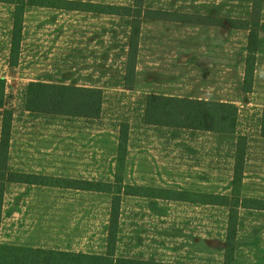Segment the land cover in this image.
Returning <instances> with one entry per match:
<instances>
[{"label":"rangeland","instance_id":"1","mask_svg":"<svg viewBox=\"0 0 264 264\" xmlns=\"http://www.w3.org/2000/svg\"><path fill=\"white\" fill-rule=\"evenodd\" d=\"M50 1L37 0L36 3ZM62 1L82 4L75 5L81 10L29 6L26 4L30 3V0H23L25 3L21 39L23 45L19 62L13 68L8 65V51L15 4L0 2V79L5 81L3 108L12 112L8 148L10 152L8 155L7 151L6 157L0 159V183H5L10 175H23L19 173L25 174V171L30 169L35 170L26 174L62 180L103 181L104 183L100 184L111 185H115L120 175L123 186L121 189L126 187L141 188L144 191L158 189L166 192L167 196H173L178 191H191L185 187L197 182L199 172L210 168L213 172L206 175L204 179L206 184L215 185L226 181V175L214 171L217 168L221 171L231 170L236 148L234 142L239 138H245L247 142L249 137L259 132L263 109L248 106L247 94L239 95L238 104H235L238 120L234 133L222 134L225 138L213 137L209 143L205 141L204 147L196 150L191 149L192 144L181 143V136H176L173 131L177 129L145 125L144 98L148 95L130 90L126 87L125 80L127 63L131 56L128 42L132 19L82 9L83 4H93L134 10V0ZM140 6L141 12L159 11L187 18L186 22L181 23L142 19L137 39V53L140 52V44L142 56H155L156 59L157 56H233L232 61H224L223 64L233 66L237 64L241 69L247 56L249 36V32L242 28H248V25L257 32L256 56H264V0H142ZM186 38L190 44L189 55L186 51L188 45ZM164 64L167 66L168 63L161 62L160 68L155 72L172 73L171 65L167 68ZM201 69L197 68L199 72ZM32 82L100 88L103 99L101 114L97 119L56 115L35 118L36 114L25 110L26 87ZM175 93L177 92L166 95ZM2 114L3 111L0 110V128ZM121 124L128 126V143L123 170L119 173L117 145ZM204 136L200 135V140L204 141ZM244 160L243 184L247 182L246 166L254 168L246 162V152ZM192 167L196 168L189 171ZM142 183H148L150 187L140 186ZM52 184L61 183L54 180ZM4 185L2 188L6 202L11 193L27 190L16 185L11 187ZM243 189L246 188L243 186ZM38 190L41 195L44 194L48 198L46 210L49 215L48 225L54 221L56 207L54 203L61 197L66 211L68 207H72L71 211L74 209L77 212L81 206L92 205L94 209L92 211L89 209L88 212L89 214L94 212L96 215L95 230H104L106 200L108 198L112 200L109 193H76L61 190L60 187ZM25 193L29 194L28 191ZM123 193L122 190L121 194ZM74 197L79 199L76 205ZM241 197L248 200L242 195ZM261 198L264 196L261 195ZM255 201L264 202L262 199ZM167 203L162 202V205L158 206V211L160 208L165 209ZM175 204L183 206L176 202ZM133 207L137 210L131 213L129 210L126 211L122 217L123 221L120 223L118 220L117 237L120 236L125 246L129 248L124 257L129 259L142 257L151 260H140L164 264L167 262L205 264L204 260L196 261L190 255L186 256L184 237L173 245L176 255L170 256L167 260L166 252L172 248L167 242L175 239L166 236L165 228L158 230L157 237H142L138 227L129 220L130 215L134 218V213L140 212L137 205L133 204ZM73 219L77 222L79 216H74ZM179 223L180 226H175V233L185 234V221ZM102 247L97 246L93 253L97 254ZM150 247L157 250L152 258L145 257L142 251L143 248L148 250ZM178 251L181 252L179 256ZM210 263L218 264L216 260L208 261V264Z\"/></svg>","mask_w":264,"mask_h":264},{"label":"crops","instance_id":"2","mask_svg":"<svg viewBox=\"0 0 264 264\" xmlns=\"http://www.w3.org/2000/svg\"><path fill=\"white\" fill-rule=\"evenodd\" d=\"M186 41L188 43L186 51L189 55L190 44L187 38ZM22 45L23 44H20V53ZM139 49L140 52L137 53L136 56L133 85L130 89L138 94H156L172 98L228 103L233 105L238 104L237 100L239 95H243L241 86L244 78V67L241 66L240 69L237 64L234 66L232 64H223L224 61H232L233 56H157L158 59H156L155 56H142L140 44ZM125 62H127L126 59ZM161 62H167V66L164 64V67L167 68H170L169 65H171L173 72L166 74L155 72L156 69L160 68ZM198 67L205 70L201 69L199 72V70H197ZM89 89H96L102 92L100 88L92 86ZM173 92L177 93L166 95L167 93L172 94ZM246 97L248 106L264 109V56H256L253 85L251 92L248 93ZM40 116L46 117L47 115H34L35 118ZM169 130L172 129L169 128ZM173 131L176 133V136H181V143L183 145L192 144L191 149L193 150L204 147L206 145L205 141L209 143L213 137H223L222 134L219 135L218 133L212 132L178 129ZM203 134L205 135L204 141L200 140L199 137ZM231 142H233V140H231ZM235 144L236 141L234 142V148ZM9 152L10 151H8V155ZM231 152H233V150H231ZM246 162L254 168L252 169L246 166L247 182L245 184L242 183L241 195L248 198V200H264V198H261V195L264 196V138H262L259 133L247 139ZM196 167H192L189 171H193ZM210 169L199 172L197 182L185 187L191 190L188 193L230 196L233 165L229 171H221L218 168L214 171L226 175L227 177L226 181L215 185L206 184L204 182L206 175L209 172H213ZM32 170L35 169L25 171V174H19L36 175L26 174L30 173ZM13 171L14 170H12V172ZM95 182H99L98 184L104 183L103 181ZM4 184H6L7 187L16 185L27 190H19V194L11 193L8 202L4 200L5 193L3 195L0 213V245L88 255L103 256L106 254L111 209L110 198L106 200V206L104 208L106 211V218L103 226L104 230H95L94 218H96V215L94 212L90 214L88 212L89 209L91 211L94 209L92 205L90 207L81 206L77 212L74 209L71 211L70 209L72 207H68L66 211L61 197L54 203L56 205V207H54V215L56 218L54 217L53 223L48 225L49 215L46 213L48 198L44 194L41 195L40 190H38L47 187L8 181L3 183V185ZM149 185L148 183L140 184L142 187H150ZM243 186L246 189H243ZM62 189L71 190L76 193H105L61 188V190ZM207 189H212V191H207ZM219 189L224 191L221 192ZM27 191L29 194L25 193ZM30 191L37 192L30 193ZM227 192L229 193L226 194ZM176 194L167 196L169 197L167 199H148L147 197L122 195L118 220L121 223V221H123L122 217L126 211L129 210L131 213V211L137 210L133 207V204L137 205V207L140 208V212H135L134 218L133 215H130L129 220L138 227L142 237H157L159 235L158 230L165 228L166 236L175 239H172L171 242H167V244L170 243L172 245V248L166 252L167 256L163 254L166 256L167 260L170 259V256L176 255L173 245H175L176 241H180L184 237L187 247L186 256L190 255V257L196 259V261L204 260L205 264H208V261L212 260H216L218 264H222L228 224V209L221 206L218 207L181 201L177 199L178 197ZM73 200L75 201L74 205H76L79 199L74 197ZM164 201L168 202L166 208H160L158 211V206H161ZM174 201L183 206H176ZM74 216H79L77 222L74 221ZM97 217H99V214ZM182 220L185 221V234H176L175 226H180L179 221ZM97 246H103L104 248H100L98 253L95 254L93 252L96 250ZM213 250L215 251L213 252ZM127 251H129V248L125 246L124 240H122L120 236L117 237L115 257L126 258L124 256L127 255ZM142 251L145 253L144 256L148 258H152V256L157 253V250L153 247H150L148 250L143 248ZM134 252L133 250L132 253ZM177 255H181V252L178 251ZM140 259L145 258L135 257V260ZM165 264L176 263L167 262ZM233 264H264L263 210L250 208L238 209Z\"/></svg>","mask_w":264,"mask_h":264},{"label":"trees","instance_id":"3","mask_svg":"<svg viewBox=\"0 0 264 264\" xmlns=\"http://www.w3.org/2000/svg\"><path fill=\"white\" fill-rule=\"evenodd\" d=\"M1 0L0 2L15 4L12 12V31L10 38V49L8 65L16 67L19 60L20 44L22 39L23 0ZM41 1V0H38ZM30 0L29 6L51 7L71 11L81 10L82 5L75 2L62 0H51L50 2L36 3ZM142 0H134V10L117 8L114 6H94L83 4V11L95 12L97 14L120 15L132 19V28L128 42L129 59L126 68V87L133 85L135 72V58L137 55V39L140 21L154 20L160 22H186L187 18L178 14H168L159 11L141 12ZM97 9V10H93ZM143 13V15H142ZM249 32L247 41V56L244 62V78L242 82V93L251 92L256 62L257 32L255 29L243 27ZM5 96V81L0 79V159L6 157L12 122V112L3 108ZM143 118L147 126H158L170 129L193 130L201 132H212L219 134H233L237 125L238 110L233 104L198 101L172 97H161L148 95L144 98ZM102 93L100 90L84 87L47 84L40 82L29 83L25 92V110L33 114L56 115L65 117H76L81 119H97L102 109ZM264 138V109L259 124V132ZM128 143V126L121 124L117 145L118 172L123 170L125 154ZM245 138H239L236 142L233 174L231 181L230 196L191 194L178 192L177 199L181 201L194 202L205 205H216L228 209V224L224 242V255L222 264H233L235 251V238L238 222V209H258L264 211V202L246 200L241 198V183L245 158ZM61 184L54 185L52 181ZM8 182L40 185L45 187H60L80 191L105 192L112 195L110 220L108 226L107 249L105 255H88L80 253H67L56 251H41L28 248L0 245V264H164L152 261H141L129 258H116L115 248L117 242V226L120 213V198L124 196H144L149 198L167 199V193L158 189H147L126 187L121 189V177L118 175L115 185L98 184L81 180H62L32 175L9 176ZM41 181V182H40ZM3 183H0V211L3 196ZM116 187V189H115ZM124 191L121 194V191ZM165 195V196H164Z\"/></svg>","mask_w":264,"mask_h":264}]
</instances>
